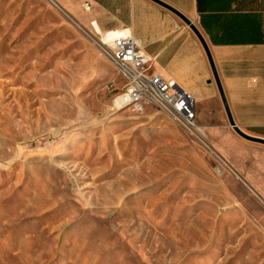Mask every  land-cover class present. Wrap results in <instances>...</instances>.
I'll use <instances>...</instances> for the list:
<instances>
[{"label": "rangeland", "instance_id": "obj_1", "mask_svg": "<svg viewBox=\"0 0 264 264\" xmlns=\"http://www.w3.org/2000/svg\"><path fill=\"white\" fill-rule=\"evenodd\" d=\"M93 8L0 0V264H264V205L226 161L117 108Z\"/></svg>", "mask_w": 264, "mask_h": 264}, {"label": "crops", "instance_id": "obj_2", "mask_svg": "<svg viewBox=\"0 0 264 264\" xmlns=\"http://www.w3.org/2000/svg\"><path fill=\"white\" fill-rule=\"evenodd\" d=\"M94 17L126 26L151 57L148 73L190 93L205 141L264 205V145L228 125L204 52L190 29L151 0H91ZM185 15L203 38L234 124L264 139V0H161ZM221 160V161H222Z\"/></svg>", "mask_w": 264, "mask_h": 264}, {"label": "built area", "instance_id": "obj_3", "mask_svg": "<svg viewBox=\"0 0 264 264\" xmlns=\"http://www.w3.org/2000/svg\"><path fill=\"white\" fill-rule=\"evenodd\" d=\"M81 6L85 12L91 11V5L87 1ZM87 28L93 34H90L92 41L114 64L125 81L124 91L119 95L124 107L130 106L139 112L145 105H154L168 115L183 132L201 144H206L204 131L197 122L193 96L173 80H165L157 73L146 71L151 57L141 49L128 27L121 25L102 29L91 18Z\"/></svg>", "mask_w": 264, "mask_h": 264}, {"label": "water", "instance_id": "obj_4", "mask_svg": "<svg viewBox=\"0 0 264 264\" xmlns=\"http://www.w3.org/2000/svg\"><path fill=\"white\" fill-rule=\"evenodd\" d=\"M152 2L160 5L161 7L167 9L168 11H170L172 14H174L182 23H184V25H186L190 31L194 34V36L196 37V39L198 40L204 55L206 57V60L208 62L209 68H210V72H211V77L216 85L217 88V92L220 98V101L222 103L224 112H225V116H226V120L228 125L231 127V129L234 131V133L236 135H238L239 137H241L242 139L246 140V141H250V142H254V143H259L264 145V139L262 138H257V137H253L251 135L246 134L245 132H243L241 129H239L233 122L231 115L229 113V109L223 94V90L221 88V85L219 83L218 77H217V73L215 70V67L213 65V61L211 59V55L209 53V50L203 40V38L201 37V35L199 34V32L197 31V29L195 28V26L193 25V23L185 16L183 15L181 12H179L177 9L171 7L170 5H168L167 3L161 1V0H151ZM243 184V183H242ZM244 185V184H243Z\"/></svg>", "mask_w": 264, "mask_h": 264}, {"label": "bare ground", "instance_id": "obj_5", "mask_svg": "<svg viewBox=\"0 0 264 264\" xmlns=\"http://www.w3.org/2000/svg\"><path fill=\"white\" fill-rule=\"evenodd\" d=\"M119 99H120V100H119ZM119 99H118L119 101L117 102V105H116V104H115V105L117 106V108L120 109V108H123L124 106L122 105V98L119 97Z\"/></svg>", "mask_w": 264, "mask_h": 264}]
</instances>
